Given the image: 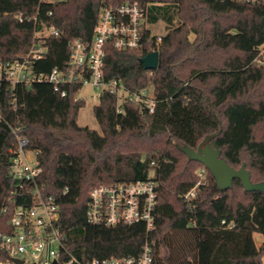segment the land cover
Masks as SVG:
<instances>
[{
  "label": "trees",
  "instance_id": "obj_1",
  "mask_svg": "<svg viewBox=\"0 0 264 264\" xmlns=\"http://www.w3.org/2000/svg\"><path fill=\"white\" fill-rule=\"evenodd\" d=\"M125 1H138L149 24L163 20L168 29L158 45L149 27L138 48L120 51L108 43L104 76L107 81L121 80L130 92L151 95L152 112L143 101L126 99L120 104L117 94L104 91L94 107L99 132L78 123L85 104L83 98H75L79 85L65 86L66 96L47 82L19 86L16 108L6 86L0 87L1 111L10 123L22 125L30 147L38 150L42 172L37 181L61 209L63 256H138L148 239L153 243V264H264V192L246 191L239 179L221 191L204 164L178 148H197L207 135L217 133L211 144L221 149L229 164L239 168L246 163L253 182L264 180V64L255 62L264 43V4L0 0V59L28 53L35 33L54 26L59 35L47 37L48 53L34 68H63L70 43L92 38L101 7ZM153 50L161 56L159 67L146 69L141 58ZM194 101L211 124L193 138L174 119L179 114L175 107H191ZM14 139L8 125L0 123V230L5 232L12 231L11 213L2 208H12L7 197L14 187L5 151ZM203 167L204 179L197 171ZM150 179L158 182L152 229L143 222L109 226L87 221L93 187ZM192 188L196 196L185 201L184 194ZM255 232L263 235L260 245Z\"/></svg>",
  "mask_w": 264,
  "mask_h": 264
},
{
  "label": "built area",
  "instance_id": "obj_2",
  "mask_svg": "<svg viewBox=\"0 0 264 264\" xmlns=\"http://www.w3.org/2000/svg\"><path fill=\"white\" fill-rule=\"evenodd\" d=\"M231 1L264 4V0ZM17 18L22 21L24 17ZM98 19L90 40L77 39L70 43L69 56L63 68L55 67L50 72L37 71L34 68L35 62L42 60L48 53L47 37L59 35L54 26L45 27L35 33L28 53L0 59V87L5 85L6 91L12 94V107H17L16 88L47 82L62 96L68 93L65 86L79 85L80 89L75 98L80 99L81 89L89 84L100 91L99 97L102 92L109 91L118 95L120 104L126 99L143 101L145 107L153 111L155 100L151 95L130 92L121 80L107 81L104 76L108 43L120 51L141 46L143 32L148 27L145 7L138 1L104 4ZM156 37L158 45L162 36ZM255 62L258 65L264 64V43L258 47ZM118 106V112H122L121 105ZM0 123L7 124L15 138L5 151L8 155V175L14 187L7 197L13 203L12 208L8 205L2 208L4 213H11L8 225L12 231L0 230V264H18L15 259L24 260L28 264H51L55 261H58L57 264H153V243L148 239L138 256L85 259L71 254L64 257V234L59 224L61 209L56 198L45 194L43 185L37 181L42 172L38 150L30 147L22 125L10 123L1 108ZM205 171L203 167L199 172L203 179ZM195 196L196 190L192 188L183 198L189 202ZM13 197H19L23 202L17 204ZM157 198L158 182L153 179L100 184L90 190L87 221L109 226L119 222H143L150 230L154 226Z\"/></svg>",
  "mask_w": 264,
  "mask_h": 264
},
{
  "label": "water",
  "instance_id": "obj_3",
  "mask_svg": "<svg viewBox=\"0 0 264 264\" xmlns=\"http://www.w3.org/2000/svg\"><path fill=\"white\" fill-rule=\"evenodd\" d=\"M160 55L158 50H153L141 58V61L146 69L155 70L159 67ZM221 130V128H220ZM217 135L213 133L207 135L197 148L188 144H178V148L187 155L190 160L200 161L204 164L214 178L216 185L221 191H226L233 187L234 180L239 179L241 185L246 191H261L264 192V180L253 182L251 179V171L243 163L239 168L230 165L227 159L222 156L221 149L215 148L211 144V140ZM18 264L24 263V260L15 259ZM55 261L51 264H57ZM35 264V263H32Z\"/></svg>",
  "mask_w": 264,
  "mask_h": 264
},
{
  "label": "rangeland",
  "instance_id": "obj_4",
  "mask_svg": "<svg viewBox=\"0 0 264 264\" xmlns=\"http://www.w3.org/2000/svg\"><path fill=\"white\" fill-rule=\"evenodd\" d=\"M147 24L151 29V32L155 36H163L168 29L166 21L163 20L155 22L154 24H149L147 22ZM176 24L177 22H175V25ZM192 37H194V35ZM99 94L100 91L89 84L85 85L83 89H81L79 96L84 99L85 104L78 112V123H80L81 126H88L89 128L96 129L97 131L102 132L101 126L99 125L100 123H98L94 115V107L100 102ZM175 110L179 113L174 119L175 123L180 126L190 137H196L201 127H205L211 124L210 119L203 112L202 107L197 101H194L191 107L179 105L175 107ZM202 169L203 168H199L197 170L198 173ZM255 237L258 238V236Z\"/></svg>",
  "mask_w": 264,
  "mask_h": 264
},
{
  "label": "crops",
  "instance_id": "obj_5",
  "mask_svg": "<svg viewBox=\"0 0 264 264\" xmlns=\"http://www.w3.org/2000/svg\"><path fill=\"white\" fill-rule=\"evenodd\" d=\"M255 236H258V238L255 237ZM254 238H255V241H256L257 245H260L261 242L263 241V235L260 234V233H258V232H255V233H254ZM256 238H257V239H256Z\"/></svg>",
  "mask_w": 264,
  "mask_h": 264
}]
</instances>
